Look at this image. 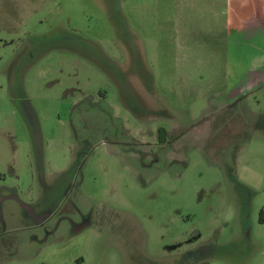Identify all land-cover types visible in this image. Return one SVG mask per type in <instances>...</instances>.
Returning <instances> with one entry per match:
<instances>
[{
    "label": "rangeland",
    "instance_id": "rangeland-1",
    "mask_svg": "<svg viewBox=\"0 0 264 264\" xmlns=\"http://www.w3.org/2000/svg\"><path fill=\"white\" fill-rule=\"evenodd\" d=\"M211 2L0 0V264H264V34Z\"/></svg>",
    "mask_w": 264,
    "mask_h": 264
},
{
    "label": "crops",
    "instance_id": "crops-1",
    "mask_svg": "<svg viewBox=\"0 0 264 264\" xmlns=\"http://www.w3.org/2000/svg\"><path fill=\"white\" fill-rule=\"evenodd\" d=\"M210 8L216 16L218 13L219 15H227L230 27L243 31L242 42L246 40L249 42L248 44H251L254 39H258L264 34V0H212ZM252 45L261 47L254 43ZM261 49L258 48V50ZM262 51L264 52L263 49L259 52ZM261 68L263 65L260 64L250 66L251 77ZM77 262L82 264L84 262L83 257L78 258Z\"/></svg>",
    "mask_w": 264,
    "mask_h": 264
},
{
    "label": "trees",
    "instance_id": "trees-1",
    "mask_svg": "<svg viewBox=\"0 0 264 264\" xmlns=\"http://www.w3.org/2000/svg\"><path fill=\"white\" fill-rule=\"evenodd\" d=\"M160 134L165 133V130L163 128L160 129Z\"/></svg>",
    "mask_w": 264,
    "mask_h": 264
},
{
    "label": "flooded vegetation",
    "instance_id": "flooded-vegetation-1",
    "mask_svg": "<svg viewBox=\"0 0 264 264\" xmlns=\"http://www.w3.org/2000/svg\"><path fill=\"white\" fill-rule=\"evenodd\" d=\"M42 221V220H41ZM41 221H39V222H41Z\"/></svg>",
    "mask_w": 264,
    "mask_h": 264
}]
</instances>
